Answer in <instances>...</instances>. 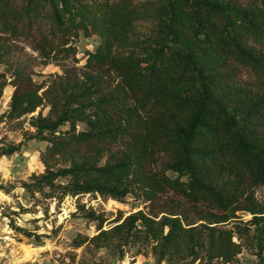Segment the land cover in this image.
<instances>
[{"label": "trees", "instance_id": "obj_1", "mask_svg": "<svg viewBox=\"0 0 264 264\" xmlns=\"http://www.w3.org/2000/svg\"><path fill=\"white\" fill-rule=\"evenodd\" d=\"M139 20L155 21L154 37L131 38ZM91 33L100 41L86 51L88 70L40 93L43 85L11 62L9 39L56 63L74 58V40ZM0 63L8 64L0 97L14 87L4 116L48 106L29 120L30 137L45 142V169L26 190L146 203L119 211L108 228L104 214L78 204L97 233H77L74 247L114 246L120 258L125 248L149 249L154 264L228 263L256 247L264 264L255 197L264 186V0H0ZM243 70L247 80L237 76ZM238 211L251 218L237 220Z\"/></svg>", "mask_w": 264, "mask_h": 264}, {"label": "rangeland", "instance_id": "obj_2", "mask_svg": "<svg viewBox=\"0 0 264 264\" xmlns=\"http://www.w3.org/2000/svg\"><path fill=\"white\" fill-rule=\"evenodd\" d=\"M236 1L244 3L247 0ZM128 30L127 33L131 34L133 40L154 37L155 21L139 20L129 26ZM99 41L100 36L95 33L87 36L80 34L74 40L76 48L74 58L45 63L29 47L25 39L8 40L11 45V62L22 63L32 81L43 85L39 93L61 76L68 74L79 77L88 70L85 66L86 51L94 49ZM127 48L133 54H139L135 46ZM124 53L127 54L126 51ZM7 65L0 63V72L5 71ZM93 71L98 70L93 68ZM99 72L103 74L105 80L109 82L113 80L104 71ZM5 76L7 80L11 78L9 72ZM237 76L247 80L248 72L243 70ZM13 91L14 87L7 84L0 97V264H154V257L149 249L138 252L134 247L125 248V254L120 258L114 246L94 249L86 244L79 247L71 244V239L77 233L88 236L97 233L95 222L88 221L79 213L78 204H84L86 208L104 214L107 221L103 228H108L113 225L111 220L119 211L125 217L131 212L145 208L146 203L141 199L127 196L120 202L90 193L58 198L54 197L47 187L33 193L26 190L25 184L34 181L32 174H41L45 169L39 160L45 142L30 137L34 128L29 120L39 109L45 115L48 106L43 104L32 113L18 118H8L4 114L9 107ZM84 128L83 123H77L78 130ZM255 197L264 207V186L255 187ZM237 215L240 216L237 220L242 222L251 218L249 213L243 211H238ZM13 225L24 231L14 229ZM224 226L230 228L232 222ZM251 229L253 230L252 227ZM257 251L256 247H243L234 261L222 263L214 260L212 264H260ZM260 256L264 258V251Z\"/></svg>", "mask_w": 264, "mask_h": 264}]
</instances>
